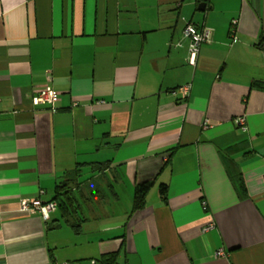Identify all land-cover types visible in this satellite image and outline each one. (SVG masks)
Masks as SVG:
<instances>
[{
    "label": "crops",
    "instance_id": "0c3cea01",
    "mask_svg": "<svg viewBox=\"0 0 264 264\" xmlns=\"http://www.w3.org/2000/svg\"><path fill=\"white\" fill-rule=\"evenodd\" d=\"M263 43L264 0H0V264H264ZM74 170L77 228L20 212Z\"/></svg>",
    "mask_w": 264,
    "mask_h": 264
},
{
    "label": "built area",
    "instance_id": "2783aa9c",
    "mask_svg": "<svg viewBox=\"0 0 264 264\" xmlns=\"http://www.w3.org/2000/svg\"><path fill=\"white\" fill-rule=\"evenodd\" d=\"M233 25L236 24L235 21L232 22ZM183 37L188 41V58L187 62L190 65L195 64L196 57L199 53V48L203 43L209 41L210 33L206 29H197L191 23H187L183 30ZM264 52V43L261 46ZM189 86H182L177 89V92L181 98H185L188 94ZM33 105H46L52 112L56 110V103L58 102V92L53 90L48 86H43L35 91L34 96L31 99ZM235 125L244 130V119L237 118L235 120ZM206 128V127H204ZM57 205L53 201L42 202L38 199L21 200L20 202V212L21 213H32L39 212L44 218H48L50 212L55 211ZM213 228V224H208L203 231ZM228 256L227 252L223 249H218L214 252L215 258L226 259ZM57 264H68V263H57Z\"/></svg>",
    "mask_w": 264,
    "mask_h": 264
},
{
    "label": "trees",
    "instance_id": "16d2710c",
    "mask_svg": "<svg viewBox=\"0 0 264 264\" xmlns=\"http://www.w3.org/2000/svg\"><path fill=\"white\" fill-rule=\"evenodd\" d=\"M103 165H101L97 170L102 171ZM76 170L65 173L64 180L62 183H59L56 186V191L52 201L56 202L57 208L61 214V217L69 223L72 228H77L79 226V222L82 221L80 219V209L81 203L79 200V185L76 182ZM150 184L143 183L136 187L133 199V208L132 210H137L143 207L145 196L149 190ZM165 186L161 185L159 188V193L165 199ZM82 197V194H81ZM79 221V222H78ZM78 222V224H77ZM78 232L75 229V233ZM110 258H106L105 261H110Z\"/></svg>",
    "mask_w": 264,
    "mask_h": 264
},
{
    "label": "water",
    "instance_id": "95a60500",
    "mask_svg": "<svg viewBox=\"0 0 264 264\" xmlns=\"http://www.w3.org/2000/svg\"><path fill=\"white\" fill-rule=\"evenodd\" d=\"M203 6H204V4H200V5L198 6L197 9H198L199 11H201V10H203Z\"/></svg>",
    "mask_w": 264,
    "mask_h": 264
}]
</instances>
